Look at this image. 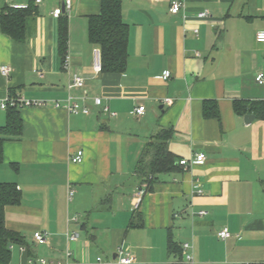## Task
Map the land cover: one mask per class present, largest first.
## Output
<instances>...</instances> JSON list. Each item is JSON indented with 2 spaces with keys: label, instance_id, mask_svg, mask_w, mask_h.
Masks as SVG:
<instances>
[{
  "label": "crops",
  "instance_id": "obj_1",
  "mask_svg": "<svg viewBox=\"0 0 264 264\" xmlns=\"http://www.w3.org/2000/svg\"><path fill=\"white\" fill-rule=\"evenodd\" d=\"M8 2L28 0H0V11ZM169 3L122 0L129 35L121 73L93 68L98 47L88 40L87 21L99 0H73L64 58L51 15L61 0L37 7L23 43L0 29V66L11 69L0 73V101L11 89L46 101L20 108L22 134L4 142L0 163V181L15 182L21 192L19 204L5 207V225L24 237L32 255L61 256L70 247L80 264H96L98 255L118 264L120 250L134 256L131 264L181 263L167 251L170 234L191 244L194 264H264V119L246 113L254 119L245 122L246 114L233 109L235 100H264V43L255 40L264 29V0H184L177 14ZM203 9L208 18L197 17ZM165 70L170 77L163 80ZM73 75L83 78L82 88L68 90ZM69 94L89 113H69L63 107ZM205 101L215 102L218 118L203 116ZM139 105L142 115L134 113ZM161 128L173 130L168 148L177 158L205 159L158 175L134 209L140 186L134 167ZM77 150L82 161L73 163ZM136 213L141 225L130 227ZM222 228L231 236L219 238ZM35 230L48 232L45 246L33 243ZM72 231L78 241L70 244ZM28 257L12 245L8 264Z\"/></svg>",
  "mask_w": 264,
  "mask_h": 264
},
{
  "label": "trees",
  "instance_id": "obj_2",
  "mask_svg": "<svg viewBox=\"0 0 264 264\" xmlns=\"http://www.w3.org/2000/svg\"><path fill=\"white\" fill-rule=\"evenodd\" d=\"M33 1L28 0V7L25 9H13L4 6L0 11V29L2 33L15 42L23 43L26 41L29 20L37 10ZM99 3V12L88 16V40L99 49L101 72H124L128 57L129 26L122 18V0H99ZM57 49L64 58L68 49V20L66 14L58 17ZM9 93V96L15 94L13 89ZM20 108L19 106L10 105L4 110L5 123L0 126V163L3 161L4 142L16 140L22 134L23 123ZM233 109L237 115L253 113L257 119H264V100H235ZM202 113L205 118H218V109L215 102L205 101ZM172 134L173 130L171 128H161L151 135L144 146L142 156L134 167L140 185L144 184L146 191L151 189V185L157 180L158 175L175 172L183 167L179 164L180 159L168 148V141ZM11 166L15 171L17 170L15 164H11ZM20 200L21 192L15 182L0 181V264H7L11 260L12 245L23 246L25 250L27 249L29 256H35L32 255L31 247L24 237L19 232L8 229L5 225V207L17 205ZM141 221V214L136 213L129 226L139 227ZM167 251L170 254L177 255L182 260L181 244L176 243L170 234L167 240Z\"/></svg>",
  "mask_w": 264,
  "mask_h": 264
},
{
  "label": "built area",
  "instance_id": "obj_3",
  "mask_svg": "<svg viewBox=\"0 0 264 264\" xmlns=\"http://www.w3.org/2000/svg\"><path fill=\"white\" fill-rule=\"evenodd\" d=\"M44 0H34L33 4L35 7L40 6ZM61 5H63L64 12L62 11L61 6L54 8L51 11V15L54 18H58L62 14L68 15L72 9L73 0H61ZM6 6L13 8V9H25L28 7V2H8ZM184 7V0H170L169 3V11L171 14L179 13ZM210 12L207 9L200 10L197 13V17L201 19L208 18L210 16ZM255 40L259 43H264V29L258 30L255 33ZM96 60L94 61L93 68L96 72L100 71V52L99 49L94 51ZM10 67L8 65H1L0 66V73L3 76H9L10 74ZM170 77V72L168 70L163 71L161 78L166 80ZM255 80L258 83H262L263 81V74L259 73L256 75ZM84 86V80L79 75H73L71 81L69 82L67 88L68 90L72 88H82ZM164 102L170 103V99H164ZM93 103L96 106L101 107V109L105 112L110 114H114L113 112L109 111V107L107 105L102 104V100L100 97H94ZM45 106V100H37V99H26L21 96H7L5 100L0 101V109L5 110L8 106ZM59 103H56L55 106H58ZM63 107L69 112L73 114H88L89 108L80 104L75 98L69 94L65 99V103ZM145 111V107L143 105H139L134 109V113L137 115H142ZM83 152L82 150H77L75 154L70 155V161L73 163H80L82 161ZM205 159L204 154L198 153L195 154L190 159H180L179 164L184 167H187L192 164L202 163ZM145 185L141 184L139 187L136 188L134 196H133V204L132 207L137 209L140 205L141 199L145 194ZM69 197L73 195V191L70 190L68 192ZM199 215H205L206 212L201 210L198 212ZM75 221L77 220L76 217L73 218ZM217 236L221 239H226L231 236V233L227 228H222L218 231ZM32 240L36 246H45L48 241V232L46 230H35L32 233ZM67 241L71 244L78 241V233L76 231H72L67 236ZM21 250H25L23 246H20ZM181 248L183 251V257L181 264H194L193 261V254H192V246L189 242H182ZM117 263L118 264H131L134 261V256L120 250L117 255ZM96 264H110V261L104 260L101 255L96 256L95 258ZM8 264V263H7ZM17 264H80L74 259V252L70 247H66L63 254L61 256H45V255H35L29 256L25 262L17 263Z\"/></svg>",
  "mask_w": 264,
  "mask_h": 264
},
{
  "label": "water",
  "instance_id": "obj_4",
  "mask_svg": "<svg viewBox=\"0 0 264 264\" xmlns=\"http://www.w3.org/2000/svg\"><path fill=\"white\" fill-rule=\"evenodd\" d=\"M61 8H62V11L64 12V9H63V5H61ZM254 119V115L253 114H246L244 116V121L245 122H250Z\"/></svg>",
  "mask_w": 264,
  "mask_h": 264
},
{
  "label": "rangeland",
  "instance_id": "obj_5",
  "mask_svg": "<svg viewBox=\"0 0 264 264\" xmlns=\"http://www.w3.org/2000/svg\"><path fill=\"white\" fill-rule=\"evenodd\" d=\"M3 125V124H2Z\"/></svg>",
  "mask_w": 264,
  "mask_h": 264
}]
</instances>
